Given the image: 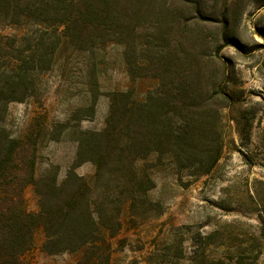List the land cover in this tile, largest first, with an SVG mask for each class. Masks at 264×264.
I'll list each match as a JSON object with an SVG mask.
<instances>
[{
	"label": "trees",
	"instance_id": "16d2710c",
	"mask_svg": "<svg viewBox=\"0 0 264 264\" xmlns=\"http://www.w3.org/2000/svg\"><path fill=\"white\" fill-rule=\"evenodd\" d=\"M238 1L214 0L206 11L203 0H0V26L22 30L0 33V264H27L38 229L45 253L81 251L85 261L106 264L124 211L132 222L162 213L149 195L154 169L170 165L200 177L215 168L224 147L222 110L233 101L220 51L242 48L234 31ZM111 45L121 46L132 80L152 79L155 86L141 96L133 88L102 93L98 66ZM75 53L88 59L86 103L66 121L34 116L24 135L13 137L9 104L39 100L45 75ZM102 94L104 126L82 128ZM250 126L246 120L245 139ZM67 136L76 153L65 177L58 181L57 167L36 177L39 147ZM85 162L94 165L89 178L75 171ZM28 185L37 196L35 212L25 205ZM259 220L250 235L196 231L192 260L224 264L209 259L213 246L224 247L235 264H263L264 204Z\"/></svg>",
	"mask_w": 264,
	"mask_h": 264
},
{
	"label": "rangeland",
	"instance_id": "374dc122",
	"mask_svg": "<svg viewBox=\"0 0 264 264\" xmlns=\"http://www.w3.org/2000/svg\"><path fill=\"white\" fill-rule=\"evenodd\" d=\"M211 11L214 0H203ZM263 0H239L237 3L235 37L241 47L226 45L220 56L231 73L228 93L233 101L222 110L224 147L213 170L200 177L185 171L178 174L170 165L153 170L155 187L149 195L162 206L155 216L134 217L133 222L122 215V228L110 240V258L106 264H196L192 258L199 249L194 238L196 231L207 234L215 229L230 232L257 233L259 215L264 204V6ZM214 6V5H213ZM208 25V24H207ZM216 30V29H215ZM10 26H0V33H21ZM88 59L75 53L63 59L45 75L39 100L9 104L6 127L13 137H22L34 116L48 124L70 119L76 108L87 101ZM99 87L102 93L133 88L138 96L155 86L148 78L132 80L126 71L121 46H108L99 63ZM108 98L100 95L92 118L81 120L84 129L99 130L104 126ZM250 120L246 131L243 126ZM76 143L67 136L60 141L46 142L36 152L35 176L57 167L61 181L71 167ZM94 165L85 162L75 171L89 178ZM29 211H37V196L32 185L23 190ZM41 229L34 235V247L26 254L27 264H93L84 260L83 253L63 252L50 255L40 249ZM209 259L226 257L224 247H209ZM264 264V250L259 257ZM94 264H104L97 262Z\"/></svg>",
	"mask_w": 264,
	"mask_h": 264
}]
</instances>
